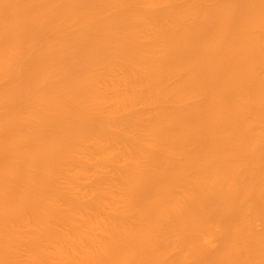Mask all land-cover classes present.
Instances as JSON below:
<instances>
[{"label":"bare ground","instance_id":"6f19581e","mask_svg":"<svg viewBox=\"0 0 264 264\" xmlns=\"http://www.w3.org/2000/svg\"><path fill=\"white\" fill-rule=\"evenodd\" d=\"M0 264H264V0H0Z\"/></svg>","mask_w":264,"mask_h":264}]
</instances>
